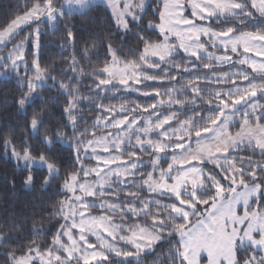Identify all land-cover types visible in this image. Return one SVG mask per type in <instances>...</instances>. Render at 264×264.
Instances as JSON below:
<instances>
[{
  "label": "snow or ice",
  "instance_id": "snow-or-ice-1",
  "mask_svg": "<svg viewBox=\"0 0 264 264\" xmlns=\"http://www.w3.org/2000/svg\"><path fill=\"white\" fill-rule=\"evenodd\" d=\"M101 3L122 42L135 36L138 47L125 55L107 43L102 66L85 71L81 60L93 59L99 41L89 48L85 40L77 52L70 20ZM23 7L0 28V77L15 80L23 131L45 151L33 154L23 135L20 150L11 137L3 149L23 166L25 185L37 170L43 185L60 176L57 143L69 147L73 165L51 213L59 218L51 244L32 239L24 254L5 253L8 264H145L162 242L166 253L154 264H264V0H25ZM149 10L154 19L146 21ZM61 24L67 66L56 69L42 62L41 26L56 36ZM45 88L66 97V123L54 130L45 109L33 108ZM133 93L153 102L104 103ZM86 110L103 115L84 121ZM82 121L90 128H79ZM10 241V231H0V246Z\"/></svg>",
  "mask_w": 264,
  "mask_h": 264
},
{
  "label": "trees",
  "instance_id": "trees-1",
  "mask_svg": "<svg viewBox=\"0 0 264 264\" xmlns=\"http://www.w3.org/2000/svg\"><path fill=\"white\" fill-rule=\"evenodd\" d=\"M57 4L63 3L64 0H55ZM25 0H0V28H3L16 15L22 14L26 9L23 7ZM154 19L149 10V15L145 20ZM158 22V17H156ZM70 26L76 36L77 52L85 40L88 41V47L93 48V39L99 41L94 46V56L91 61L81 60V65L85 71L102 66L105 56V47L111 43L113 47H122L125 55L134 51L138 47L135 36H127L121 40L120 35L115 30L114 20L110 11L102 5L92 7L87 15L81 16L73 14L70 20ZM41 37V57L42 62H54L56 69L67 66L65 59L67 53H64L58 46L60 40L57 38L61 24L57 29L56 36L51 35L50 30L42 25ZM24 34V33H22ZM109 37V39H104ZM91 38V39H90ZM155 38V37H154ZM11 47V45H9ZM69 51H71L69 49ZM132 59L131 55L128 56ZM161 87V92H163ZM82 91L84 89L82 88ZM18 89L14 79L4 80L0 77V231L11 234V241L7 246H0V264H8L5 253L16 251L17 255L24 254L30 240L35 239L40 245H50L52 236L55 234L59 224V218L51 213L59 206L58 201L63 198L60 192V185L63 183L64 175L72 169L73 160L70 149L67 145L59 144L52 149L58 153L57 159L64 167L61 169L60 176L52 180L49 185H43L44 173L42 170L35 172L34 182L31 185H25L23 178L26 175L22 167H17L10 157L5 154L3 143L6 138L11 137L17 150L21 149V136L27 140L25 146L30 147L33 154L45 151V146L33 137L27 139V132L23 131L26 123L25 113L18 109L16 103ZM44 100L36 99L33 108L43 107L45 125L54 130L60 123H66V116L62 115L63 107L66 105V97L59 95L56 88H45L42 92ZM129 104L136 102L146 104L153 102L139 94L133 93L127 96H116L114 99L109 98L104 101L106 105H114L117 109L120 104L125 102ZM32 109H28L27 115L30 116ZM84 121L94 120L97 116L103 115L99 111H84L82 113ZM82 121L78 127L90 128V125ZM71 131V129H67ZM43 134V128L41 130ZM103 134V131H97V135ZM259 159V157H255ZM92 163H95L94 161ZM166 167V164L164 165ZM211 168V167H209ZM225 185L227 181H224ZM98 214V213H94ZM150 223V221H147ZM128 223H132L131 220ZM41 228L43 231L39 235L33 232V227ZM167 246L161 243L152 254L144 257L145 264H154V262L166 253ZM239 253V257L242 256Z\"/></svg>",
  "mask_w": 264,
  "mask_h": 264
},
{
  "label": "rangeland",
  "instance_id": "rangeland-1",
  "mask_svg": "<svg viewBox=\"0 0 264 264\" xmlns=\"http://www.w3.org/2000/svg\"><path fill=\"white\" fill-rule=\"evenodd\" d=\"M99 5H102V6H105V4H103V3H101V4H99ZM106 7V6H105ZM108 9V8H107ZM109 11H110V13H111V9H108ZM65 11H67V8H65ZM187 14V13H186ZM249 55H252L251 53L249 54ZM256 59H260V57H256ZM233 132H235L236 130H237V128L234 126L232 129H231ZM104 134V133H103ZM103 134H100V135H103ZM11 157V156H10ZM12 159V158H11ZM20 167H22L23 168V166H20ZM208 167H211V165H208ZM92 239V241L93 242H95V238L94 237H92L91 238ZM243 254V253H242ZM238 258H239V253H238Z\"/></svg>",
  "mask_w": 264,
  "mask_h": 264
}]
</instances>
